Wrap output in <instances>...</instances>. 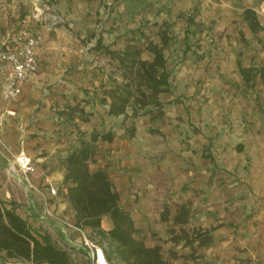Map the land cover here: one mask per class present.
Instances as JSON below:
<instances>
[{
  "label": "rangeland",
  "instance_id": "rangeland-1",
  "mask_svg": "<svg viewBox=\"0 0 264 264\" xmlns=\"http://www.w3.org/2000/svg\"><path fill=\"white\" fill-rule=\"evenodd\" d=\"M257 6L253 0H0V52L1 41L29 18L27 26L40 35L36 50L45 32L46 45L71 58V74H85L111 102L116 94L135 109L128 135L137 148L148 144V160L136 189L118 197L142 248L135 264L264 261V9ZM246 9L255 13L256 32ZM157 51L166 85L158 83L160 71L151 84L141 77L142 62H153ZM243 68H251L248 83ZM16 153L0 139L8 171L23 179ZM67 186L56 190L69 199ZM102 219L113 227L110 217ZM70 223L110 264H126L105 238L76 225L75 217ZM57 239L50 241L71 264H90L80 245Z\"/></svg>",
  "mask_w": 264,
  "mask_h": 264
},
{
  "label": "crops",
  "instance_id": "crops-1",
  "mask_svg": "<svg viewBox=\"0 0 264 264\" xmlns=\"http://www.w3.org/2000/svg\"><path fill=\"white\" fill-rule=\"evenodd\" d=\"M253 1L260 4L255 7L257 11L264 9V1ZM48 41V34L43 32L41 47L36 50L38 69L22 83L15 96L2 97L7 67L0 59V139L13 144L17 151L24 150L33 162L29 176L24 179L20 175L23 179H18L13 178L8 164L0 157V206L13 208L34 232L49 239L57 237L58 243L79 246L82 238L46 213L68 222L75 216L65 192L55 196L47 192L49 186L59 189L64 183L62 158L90 142L88 170H104L113 190L123 200L136 189L137 178L145 172L142 162L148 160L149 146L144 142L141 148L135 147L136 138L128 135L134 120L132 108L126 107L123 114H110L111 101L103 93V86L92 83L85 74H71V58L54 46H47ZM144 121L142 118L140 124ZM93 136L95 140L91 142ZM101 227L108 230L103 219ZM15 262L20 260L8 258L0 251V264Z\"/></svg>",
  "mask_w": 264,
  "mask_h": 264
},
{
  "label": "trees",
  "instance_id": "trees-1",
  "mask_svg": "<svg viewBox=\"0 0 264 264\" xmlns=\"http://www.w3.org/2000/svg\"><path fill=\"white\" fill-rule=\"evenodd\" d=\"M244 16L252 31L256 32L261 28L253 10L246 9ZM141 67L144 73L141 77H144L145 81L152 83L160 71L162 77L158 83L167 84L164 60L158 51L155 52L153 62L149 64L142 62ZM250 71L251 68L240 70L246 83L250 81ZM113 99L110 114H123L126 100L116 94ZM133 112L135 113V109ZM102 138L105 139L107 136L103 135ZM94 140L93 136L90 141ZM91 154L92 145L88 142L72 151L66 158L64 182L68 184L67 194L75 211V224L90 228L96 235L108 241L112 253H116L126 264H135L139 258L137 249L142 248L130 235L132 220L129 213L118 205V195L113 190L107 173L101 169L93 172L88 170L87 162ZM103 217H110L113 220L111 229L101 228ZM0 251L8 258L21 259L33 264H71L67 253L55 246L47 235L34 232L13 208L7 209L4 206H0Z\"/></svg>",
  "mask_w": 264,
  "mask_h": 264
},
{
  "label": "built area",
  "instance_id": "built-area-1",
  "mask_svg": "<svg viewBox=\"0 0 264 264\" xmlns=\"http://www.w3.org/2000/svg\"><path fill=\"white\" fill-rule=\"evenodd\" d=\"M29 20V18L23 20V28L11 35H7L1 42L3 50L0 52V59L7 67V73L4 78V92L9 97L17 95L20 92L22 83L35 74L38 69L36 47L40 35L37 30L33 31L27 26ZM14 164L24 179L33 171L32 159L24 150L17 151L14 156ZM47 192L49 195L55 196L57 190L49 186ZM41 194L43 195L42 192ZM46 213L48 216H51L55 223L80 232L82 238L80 246L85 250L90 264H110L103 249L89 239L77 226L64 219L56 218L48 212ZM19 260L20 262H15V264H33L31 262L27 263L28 261Z\"/></svg>",
  "mask_w": 264,
  "mask_h": 264
}]
</instances>
